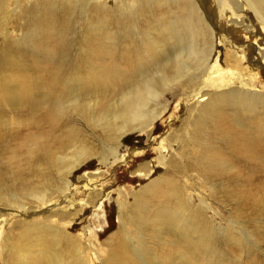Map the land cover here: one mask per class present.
<instances>
[{"label":"rangeland","instance_id":"1","mask_svg":"<svg viewBox=\"0 0 264 264\" xmlns=\"http://www.w3.org/2000/svg\"><path fill=\"white\" fill-rule=\"evenodd\" d=\"M52 1L56 7L61 5L65 9L57 8L45 16L42 0H5L4 10L0 12V188L9 187L23 196L26 191H42L45 187L48 198L63 200L69 197L65 195L70 188L67 182L74 188L87 185L85 179L90 176H99L98 189L91 194L89 187L76 188L74 198L78 207H60L69 213L63 214L60 223L69 234V244L65 245L68 256L75 255L72 248L77 245L87 257V264H103L102 259L110 251L108 240L123 224V208L141 210L150 206L155 201L153 195L167 188L155 185L160 177L165 178L167 167L159 166L149 176H144L142 165L153 159L152 152L136 159L131 157L127 164L103 165L101 160L110 158V149L115 145L98 121L109 106L118 104L123 93L163 66L160 58L167 51L159 49L166 47L160 35L162 22H181L176 19V10L163 3L150 7L139 5L137 0H99L98 6L94 5V0ZM199 1L213 15L216 6L211 4L213 0ZM242 8V12H250L248 6ZM221 10L216 12L219 16ZM228 17L234 18L230 14ZM248 17L243 23L235 22L234 27L235 42L247 46L243 53L237 54L221 42V34L217 35L222 56L219 63L239 71L251 82L264 85V64L256 65L250 58L254 46L263 38ZM189 38L186 47L195 43ZM54 52L56 55H52ZM115 65L131 78L132 86L110 93H103L99 88L100 96H97L92 92L91 77L103 66ZM184 88L183 83L166 88L157 107L159 113L162 108L165 110L154 124L152 138L147 140L142 133L127 134L123 146L118 148L124 155L131 150L149 151L153 143H159L161 138L173 135L184 126L188 110L178 105L177 94ZM23 90L26 92L19 99H9L12 94L9 91ZM76 103L90 112L83 113L82 107L75 109ZM226 113L234 112L227 110ZM237 117L243 123L240 127L233 123L235 129L241 128L243 135L264 142V108L260 113L237 114ZM257 131H261L262 137L256 136ZM220 141V136L214 137L211 144L232 170L206 179L189 169L179 178L180 190L194 195V205L202 204L205 208L201 210L206 221L225 228V233L232 228L236 235L235 240L218 235L215 250L204 253V262L264 264V146L248 157L243 154L239 160L234 152L222 147ZM84 148L91 154L83 157L84 161L83 158L76 161ZM28 149H45L46 154L43 157L42 152L32 159ZM182 156H175L180 168L186 165L187 155ZM64 163L71 164L67 175ZM26 187L29 189H24ZM142 190L144 195L136 203L135 197ZM166 205L168 207L162 210L174 208ZM157 212V209L150 210L143 221L151 222ZM133 228L134 225H126V231ZM164 231L167 230L161 233ZM146 242L163 264L171 251H180L170 242L162 245L160 239L150 234ZM195 252L199 256L200 251ZM179 262L180 259L176 263Z\"/></svg>","mask_w":264,"mask_h":264},{"label":"bare ground","instance_id":"2","mask_svg":"<svg viewBox=\"0 0 264 264\" xmlns=\"http://www.w3.org/2000/svg\"><path fill=\"white\" fill-rule=\"evenodd\" d=\"M98 2L99 0H94V5L98 6ZM137 3L150 7L163 3L169 9L176 10V19L181 23L162 22L160 35L166 47L160 46L159 49L167 51L160 58V61H164L163 66L151 77L144 76L135 88L123 93L118 104L109 106L99 119V126L107 132L115 145L114 149H110V158H103L101 163L127 164L131 157L136 159L152 152L153 159L145 162L142 165L144 170L141 171H144V176H149L153 169L167 167L164 171L165 178L160 177L157 181L159 184H155L167 188L155 193V201L148 207L141 210L134 207L123 208V224L109 238L110 251L102 259V263L163 264L153 248L147 246L146 240L150 234L153 238L160 239L162 245L170 242L172 246L179 247L180 251L173 250L169 253L166 264H213V261L204 262V253L215 250L220 238L235 240V232L231 228L230 232L225 233V228L208 223L201 210L205 209L202 204L194 205V195L180 190L179 178L188 173L189 169L206 179L220 177L223 172L232 170L225 164L224 156L213 148L211 139L214 137L220 136L221 146L234 152L239 160L243 154L248 157L264 146V142H256L243 135L241 128L235 129L233 126L236 123L240 127L243 123L238 120L240 117L237 114L260 113V109L264 108V85L251 82L239 71L235 72V69L220 64L222 56L217 43V35L221 34V42L236 50L237 54L239 51L243 53L247 46L235 42L237 34L234 27L235 22L247 21L249 15L263 38L262 42L254 46L250 58L256 65L264 64V0H213L211 4H216L214 9L211 8L214 10H211L213 15L199 0H137ZM4 5L5 0H0V12L4 10ZM42 5L45 16L58 8L52 0H42ZM243 5L248 6L250 12H242ZM219 8L222 9L221 16L216 13ZM58 9L65 7L60 5ZM228 12L233 19H229ZM251 26L248 24V27ZM187 34L195 40L190 47H186L190 39ZM116 66H103L91 77L94 86L92 92L97 96H100L99 88L103 89V93H110L132 86L131 78ZM179 83L185 84L182 93H177L178 105L188 110L182 123L184 126L179 127L173 135L161 138L159 143H153L149 151L126 149L129 154L124 155L118 148L123 146L122 141L127 134L142 133L147 140L152 138L154 124L162 118L165 110L162 108V113L157 111L161 104L159 98L169 85ZM25 92L9 91L12 93L9 99L17 100ZM76 104L75 109L80 110L81 104ZM82 108L83 113L89 111ZM227 110L234 113L227 114ZM261 134V131H257L256 136L262 137ZM173 142H177V145ZM28 150L32 159L42 152L43 157L46 154L45 149ZM90 154L89 149H81L76 161ZM184 154L187 155L186 165L180 168L175 156L183 158ZM64 164V174L67 175L71 164ZM99 181V176H90L85 179L87 185L74 188L67 182L70 188L65 195L69 197L63 200L48 198L45 187L42 191H26L23 196L14 193L9 187L0 188V264H87V257L77 245L72 248L75 255H67L65 245L69 244V234L60 221L64 219L63 214L69 213H65V209L60 207H78V201L74 198L78 191L76 188L89 187L91 194L98 189ZM143 191L135 197L136 203L144 195ZM166 204H171L174 208L162 210L168 207ZM152 209H157L158 212L151 218V222L143 221V217ZM38 215L39 218H36ZM58 215L60 216L57 217ZM127 224L134 225L133 230L126 231ZM163 229L167 231L161 233ZM195 251H200L199 256ZM179 259L181 262L176 263Z\"/></svg>","mask_w":264,"mask_h":264}]
</instances>
